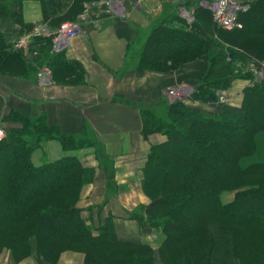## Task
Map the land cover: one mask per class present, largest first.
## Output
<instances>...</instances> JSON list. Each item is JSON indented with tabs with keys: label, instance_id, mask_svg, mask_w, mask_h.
<instances>
[{
	"label": "trees",
	"instance_id": "16d2710c",
	"mask_svg": "<svg viewBox=\"0 0 264 264\" xmlns=\"http://www.w3.org/2000/svg\"><path fill=\"white\" fill-rule=\"evenodd\" d=\"M92 1L101 0H41L43 20L53 25L76 20ZM201 1L185 2L195 11L191 25L175 12L154 26L138 67L167 71L207 56L194 98L212 101L236 77L252 78L231 71L228 52L233 58L243 54L231 46L264 58V0H247L242 27L218 25L229 47L216 39L212 13ZM23 2L0 0V17L17 24L15 39L31 27ZM14 40L0 31V73L26 75L28 63ZM47 61L55 81H85L83 64L64 52L51 53ZM161 106L142 111L144 135L164 132L167 138L152 145L143 168L151 203L132 214L163 231L161 264H264V79L244 88L240 106L223 104L218 114L177 100H169L162 114ZM12 118L21 125L9 127L0 140V253L10 250L19 262L36 251L40 264H56L63 251L77 250L85 252L86 264H159L149 243L118 237L113 217L96 225L83 215L77 203L83 186L95 178L94 168L76 155L39 165L33 160L44 139L57 138L64 149H75L90 145V138L65 133L45 114ZM226 192L234 193L231 201L223 199Z\"/></svg>",
	"mask_w": 264,
	"mask_h": 264
},
{
	"label": "crops",
	"instance_id": "0c3cea01",
	"mask_svg": "<svg viewBox=\"0 0 264 264\" xmlns=\"http://www.w3.org/2000/svg\"><path fill=\"white\" fill-rule=\"evenodd\" d=\"M108 1L90 3L81 32L63 50L69 59L83 64L85 81L61 83L53 79L42 84L33 67H29L26 75L0 73V121L18 126L21 123L12 120L13 114L28 117L45 114L50 124L59 125L65 133L92 139L90 146L69 150L63 148L59 139L42 141L33 153V160L39 165L76 155L85 166L96 171L94 180L83 186L77 203L89 222L98 225L111 216L118 237L149 243L157 249L164 240L163 231L132 214L141 205L151 203L143 190V166L151 146L166 140L167 135L164 132L144 135L142 105H163L165 90L172 85L198 84L208 61L201 57L171 71L139 68L140 52L148 33L169 15L175 12L180 15L175 7L167 10L170 2L176 0H119L121 8ZM23 17L26 23L43 20L41 0H24ZM175 24L181 26L179 21ZM16 28L13 18L0 17V31L12 40ZM42 52L48 60L51 52L48 48ZM249 84L243 78L233 81L227 89L228 103L240 106L243 90ZM197 106L208 113L221 111L215 102H197ZM229 197L227 201L234 195ZM4 256L0 262L10 264V253ZM11 264L40 263L34 251ZM56 264H86L85 255L67 250Z\"/></svg>",
	"mask_w": 264,
	"mask_h": 264
},
{
	"label": "rangeland",
	"instance_id": "374dc122",
	"mask_svg": "<svg viewBox=\"0 0 264 264\" xmlns=\"http://www.w3.org/2000/svg\"><path fill=\"white\" fill-rule=\"evenodd\" d=\"M203 1H205V3H208V2H210L212 0H202L201 1V4H202ZM185 2H186V0H176V1H172V2H170V5L171 6L169 8L167 7L168 9L167 8L166 9L167 10H171V9H173L175 7V10L176 11H180V7L181 6H184V7H186V9H188L191 12V14H192V16L194 17V20H195V11H194V8H189L185 4ZM90 3L91 2H86L84 4V9L79 14V16L76 18V20H71V19L64 20L61 23H59L58 25H53L50 21H46V20H41V21H38V22H35V23H30L31 27L27 31H24L23 33L20 34V36L17 37V38H20V37H25L26 38L25 45L22 46V47H15V49L18 50V52H20L21 55L26 59V61L28 63V68L29 67H33V68L36 69V71H37V78L39 79L40 83L46 84V83L50 82L51 80H53V70L49 66V64H47L48 61L44 58L45 55L43 54L42 50L45 49V48H48L49 53L51 52L53 54H57V53L63 52V50L62 51H58V52L57 51H54V41H53L54 36H56L58 34L59 28H60L61 24H63L64 22H67V21H76V22L79 23V26H78L75 34L71 38H73L74 36L78 35V33H80L81 32V29H82V25H83L82 24V21L84 20L83 19L84 13L88 9V7L90 6ZM114 3L119 8L121 7V1L115 0ZM204 7L207 8V9H209V7H207V6H204ZM209 10L212 13V10L211 9H209ZM180 17L185 21V23H187L189 25H191L193 23V22L189 23L187 21V19L184 18L181 15H180ZM211 22H212V26L214 28V32L217 33L216 36H215L216 39H218V41H220L225 47H227V46L229 47V45L227 43H224L223 41H221L223 37L220 34V32H218L216 30L219 27H218V24L214 20L213 13L211 15ZM230 48L231 49H234L235 51H238V53H243L242 54V57L243 58L242 57L233 58L232 55H231V52H228L227 58H228V60H230V61L233 62V65L231 67V71L232 72H235V73H250L252 75V78L236 77L235 80H238L240 78H243V79L248 80V82L251 83L256 78L255 77V72H258V75H260V77H261L260 80H263L264 79V58H260L258 56H255V55L251 54L250 52H247V51H245L244 49H242V48H240L238 46H234V47L231 46ZM201 57L206 58L207 61H208V57L207 56H201ZM201 57H198V58H201ZM198 58H196V59H198ZM196 59H193L191 61H194ZM191 61H189V62H191ZM186 63H188V62H186ZM186 63H184V64H186ZM184 64H182L181 66H179L176 69L181 68ZM45 66H47L50 69L51 72L48 75H47L46 72L43 73V75L46 74V77L45 78L47 80H42L41 79V71L43 70V67H45ZM207 66H208V63H207ZM176 69H171V70H176ZM206 69H207V67H206ZM171 70H167V71H171ZM205 71H204V73L202 75V78H201L200 82L198 84H196V85H190L189 83L182 82V83H178L176 85H172V86L166 88V90H165L166 91L165 92L166 95H165V97H163L164 103L160 107V109L158 110L159 113L162 114L164 112V111L162 112L163 106L169 102V92L172 89H174L176 92H179V96L176 98L177 101H184L186 104H188V105H190L192 107H195V108L199 109L200 111H202V112H204V113H206L208 115L218 114L219 112H214V113L205 112V111H203L202 109H200L197 106V102L202 103V104H208V103L215 102L219 106H221V108H222V105L223 104H229L228 103L229 99H228V95H227V90H218L217 91V99L216 100H212V101H203V100L194 98V94L197 92V86L199 84H201V82L203 81ZM243 94H244V90H243ZM142 106H143L142 107V110L143 111L146 110V109H149L150 107H153L151 105V103H145ZM12 120H14L18 124L20 123V121L19 120L16 121L15 118L14 119L12 118ZM0 123L5 128V130H8L9 127H12V126L8 125L7 122L0 121ZM3 139H0V140H3ZM55 139H57V138H55ZM46 140H48V139H44L43 141H46ZM91 141L93 143V140L92 139H91ZM92 143L90 145H92ZM40 145H41V143H40ZM260 148L261 149H264V147H261V145H260ZM67 150H69V149H67ZM143 168H144V166H143ZM142 184H143V178H142ZM143 190L146 193L144 187H143ZM232 195H234V193H230V192L225 193L224 194V200H226V201L229 200V198H230L229 196H232ZM142 207H144V206L141 205L137 209V211L138 212H140V211L141 212H144L145 211V208H142ZM160 246L156 249V248H154L151 245V247L156 251V260L158 261L159 264H161L160 257H159V253H158ZM6 250L7 249H5L3 252L0 253V257H3L4 255H7L8 252H9L10 253V259H9L10 264L11 263H18V262H14L13 261V258L11 256L10 250H7V251ZM65 251H67V250H65ZM72 251H77V250H72ZM78 252H82L85 255V257H86L85 252H83V251H78ZM62 253H61V255H62ZM0 263L2 264V262H0Z\"/></svg>",
	"mask_w": 264,
	"mask_h": 264
},
{
	"label": "built area",
	"instance_id": "2783aa9c",
	"mask_svg": "<svg viewBox=\"0 0 264 264\" xmlns=\"http://www.w3.org/2000/svg\"><path fill=\"white\" fill-rule=\"evenodd\" d=\"M114 2L115 0H110L108 1V4H114V7L119 8ZM202 5L209 7V9L212 10L215 22L227 30H233L242 27L243 23L240 20V14L249 8V3L247 0H212L208 3L203 1ZM179 13L181 16L186 18L189 23L194 21V17L192 16L191 12L186 9V7L181 6ZM78 26L79 23L76 21H67L61 24L58 34L53 38L54 51L58 52L64 50L66 42H68V40L75 34ZM13 42L15 47H22L26 43V38H16ZM45 72L47 75L51 72L47 66L43 67V70L41 71L42 80H47L45 78L46 74L43 75ZM255 77L256 78L254 81L261 79L260 75H258V72H255ZM178 96L179 92H176L174 89L170 90L169 100H176ZM6 135V130L0 123V139L5 138Z\"/></svg>",
	"mask_w": 264,
	"mask_h": 264
}]
</instances>
